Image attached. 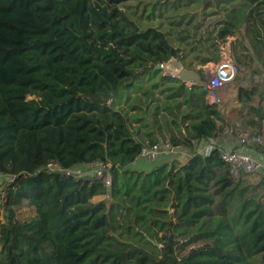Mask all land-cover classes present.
Here are the masks:
<instances>
[{"label":"trees","instance_id":"1","mask_svg":"<svg viewBox=\"0 0 264 264\" xmlns=\"http://www.w3.org/2000/svg\"><path fill=\"white\" fill-rule=\"evenodd\" d=\"M229 37L233 81L262 74L263 0H0V264H264V174L201 154L221 99L155 69L203 74ZM160 142L191 154L139 166ZM99 163L100 180L64 173Z\"/></svg>","mask_w":264,"mask_h":264},{"label":"built area","instance_id":"2","mask_svg":"<svg viewBox=\"0 0 264 264\" xmlns=\"http://www.w3.org/2000/svg\"><path fill=\"white\" fill-rule=\"evenodd\" d=\"M222 59L214 69L210 67V82L206 83L208 88V95L212 99V103H219V98L216 95V90L224 87L226 84L234 80L238 74V68L233 63L230 50L226 45L221 49ZM161 69L168 71L172 78H177L178 71L173 68L170 69V64H160ZM205 67V66H204ZM201 68L202 70L204 69ZM237 135L242 143H249L250 145L263 146L264 144V131L256 136L250 132H243L241 129L237 130ZM215 146L211 145L204 150L201 154H209ZM220 158L230 167L232 176L235 179H241L244 176L255 178L264 174V154L256 151L249 152L240 149H223L221 148ZM186 154V149L183 146H173L169 142H160L153 146H146L142 149L140 157L148 162H155L164 156L171 158H179ZM48 168H54V165L48 164ZM109 165L99 163L95 167L88 168L84 166L64 170L67 176H74L76 179L86 178L87 180H100L108 172ZM4 176V175H0ZM106 186H110V179L106 181Z\"/></svg>","mask_w":264,"mask_h":264},{"label":"crops","instance_id":"3","mask_svg":"<svg viewBox=\"0 0 264 264\" xmlns=\"http://www.w3.org/2000/svg\"><path fill=\"white\" fill-rule=\"evenodd\" d=\"M234 37H229L226 42V47L230 50L231 43ZM231 53V50H230ZM234 63V62H233ZM214 69L215 63L206 64ZM205 65V66H206ZM172 65L170 69H172ZM204 66H198L203 68ZM188 84V83H186ZM188 86V85H187ZM192 86V85H191ZM242 86L247 89H255L257 93L254 95L252 102L245 105L238 100V88ZM190 87V86H189ZM219 101L223 103L222 117L217 121L218 133L211 142L202 143V150L214 145L223 149H240L249 152H256L255 148L249 143H242L237 135L238 127L243 132H254L252 126L246 124V117L250 114L255 120L260 122L261 131H264V72L260 75L251 76L250 71L244 75L240 83L231 81L225 87L218 90ZM208 103H212V99L207 95ZM264 154V144L262 152ZM190 151L187 149L186 154L181 156L182 160H186L190 156Z\"/></svg>","mask_w":264,"mask_h":264},{"label":"water","instance_id":"4","mask_svg":"<svg viewBox=\"0 0 264 264\" xmlns=\"http://www.w3.org/2000/svg\"><path fill=\"white\" fill-rule=\"evenodd\" d=\"M171 65L173 66L172 68L174 70L178 71L177 78H179L185 83H190L191 85H194V84L200 83L202 80H205L206 83L210 82V78H211L210 68L207 65L203 69V74L198 73L197 70H189V69L183 68L175 60L171 62ZM155 69L160 70L161 65H158Z\"/></svg>","mask_w":264,"mask_h":264},{"label":"rangeland","instance_id":"5","mask_svg":"<svg viewBox=\"0 0 264 264\" xmlns=\"http://www.w3.org/2000/svg\"><path fill=\"white\" fill-rule=\"evenodd\" d=\"M216 65L218 63H215ZM164 73L165 74H168V71L164 69ZM188 86H191L190 83L186 84ZM212 104V103H211ZM138 165L139 166H151L149 165L146 160H143L141 159L139 162H138ZM10 182V177H7V176H0V185H2L3 187H5V184L9 183ZM12 182V181H11ZM103 197L101 196H97V197H94L93 198V201L94 202H98L100 200H102ZM0 213H3V209H0ZM17 216L19 217V219H22V220H30L31 218H33L34 216V211L32 209H29V208H20L17 212ZM2 220V217H0V221Z\"/></svg>","mask_w":264,"mask_h":264},{"label":"bare ground","instance_id":"6","mask_svg":"<svg viewBox=\"0 0 264 264\" xmlns=\"http://www.w3.org/2000/svg\"><path fill=\"white\" fill-rule=\"evenodd\" d=\"M211 69H213L212 67H210Z\"/></svg>","mask_w":264,"mask_h":264}]
</instances>
